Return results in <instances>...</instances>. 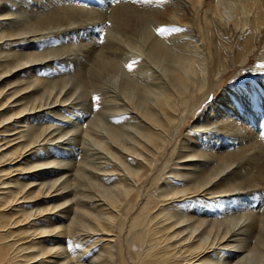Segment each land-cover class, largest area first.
I'll use <instances>...</instances> for the list:
<instances>
[{"label":"bare ground","instance_id":"1","mask_svg":"<svg viewBox=\"0 0 264 264\" xmlns=\"http://www.w3.org/2000/svg\"><path fill=\"white\" fill-rule=\"evenodd\" d=\"M60 2L0 0V264H251V257L264 264V215L246 210L243 197L239 199V192L248 191L245 196L254 195L256 200L258 193L264 194V48L252 80L238 72L235 80L244 85L225 88L205 112L196 114L221 80L234 70H246L258 52L264 0H167L143 8L121 4L97 15L110 16L116 32L126 34L132 41L129 46L139 53L143 47L134 41L147 47V55L162 68L167 81L153 93L146 80L123 70L119 58L123 47L111 37L113 33L102 40L91 38L108 48L106 54L70 49L65 60L75 66L71 77L66 72L67 77H55L58 73L49 70L52 63L46 59L63 51L58 46L61 40L51 51L49 40L40 42L39 37L72 26V20L93 19L95 13ZM160 27H168L167 40L154 38ZM181 36L187 49L174 44ZM48 42L50 51L45 49ZM186 62L197 66L200 74ZM109 76L116 77L115 83L121 79L117 94L130 105L124 107L139 113L137 152L145 167L141 172L128 171L131 181L120 179L115 196H109L114 193L113 183L107 186L106 181L111 190L107 192L96 186L99 197L89 190L95 184L90 182L88 163L75 157L83 155L89 139L97 145L91 133L100 134L92 127L101 112L86 124L92 130L85 134L67 129L66 124L73 117L87 121L93 93L102 90ZM67 106L71 109L65 114ZM58 121L66 129H55ZM116 122L105 124L106 133L118 145V135L125 131ZM100 146L96 148H104ZM103 150L112 154L108 145ZM97 159H106L105 154ZM111 168L104 167L105 179ZM87 199L93 200L89 207L82 203ZM230 203H236L235 213L240 211L242 217L224 220L229 218L226 213L217 217L221 205L226 212L233 209L229 210ZM66 238L71 247H64Z\"/></svg>","mask_w":264,"mask_h":264},{"label":"rangeland","instance_id":"2","mask_svg":"<svg viewBox=\"0 0 264 264\" xmlns=\"http://www.w3.org/2000/svg\"><path fill=\"white\" fill-rule=\"evenodd\" d=\"M62 2H60L61 4H63V6L65 7L66 5H68V7L67 8H74V6H75V8H78V7H80L81 6V8L83 7V8H85V7H87L88 8V10L90 11V12H92V13H96V11L95 10H97L96 8H98V11H99V13H98V11H97V13L95 14L94 13V15H93V17L91 16V18H93V19H90V20H81V19H77L76 21H74V20H72V23H73V25L71 26V25H69L67 28L63 25V27L62 28H60V29H62V30H60V31H54L55 32V34H54V32H51V33H53L52 35H51V33H46V34H44V35H42V37H39L38 39H39V41L41 42H44V41H48L49 40V42H50V44H52V46L49 44V42L47 43V45L50 47H53L52 48V50L51 51H55L56 50V47H54V44H55V42L57 41V43L58 42H60V41H58V40H61V42H60V44L58 43V46L61 48V49H63V51L65 50L66 52L65 53H63L64 55H62V50H60V48L57 46V43H56V45L55 46H57V48L60 50L59 51V53L61 54V55H59V53H57L58 54V56H57V54H52V56L51 55H48L49 56V58H48V60L46 59V61H48L49 63H52V68H53V65H54V67L55 68H51V69H49V70H53V71H55L54 72V75H55V73L57 74V75H55V77L57 76V78H59V77H61L59 74H61L62 76L63 75H65V72H66V75L67 76H69V77H71V74L73 73V70L75 69V66L73 65V64H71V67H70V65H68V61L67 60H65V59H68L69 58V56H67V55H69V53H71V51H74V52H72V53H75V52H77L78 50H76L78 47L79 48H81L82 47V49H91L92 51H94V53H97V54H99V53H103V54H106L107 52L106 51H108V48L107 47H103V45L102 44H100L101 42H99V41H95V40H93V41H95L96 42V44H95V42H93L92 40H91V38L92 39H97L98 40V38H99V40H102V38L104 37V38H108L107 37V35H109V36H111V34H112V36L111 37H113V38H115V40L116 39H119V40H116L117 42H119V43H121V46L123 47V52L125 51V53H123L122 52V54H120V52H119V58H120V60L122 61H125L124 63H123V61L121 62L122 64V68H123V70H125V72L127 71L128 72V75H130L131 77H136V75L138 76L137 78H141V79H143V80H146V87H148V89L149 90H151V92L153 93V92H160V89H162L163 88V86L167 83V81H166V77H164L165 75H163L164 73H163V71L161 70L162 68L158 65V64H156L153 60H151V58L147 55V53H148V51L146 50V48L147 47H144V45H143V43L141 44V43H139L140 41L139 40H136V41H134L135 42V46H141V47H143L142 49L144 50V51H141L143 54L142 55H146V56H142V55H140V53L138 52V50H136V48L135 47H130L129 46V44L132 42L131 40H130V38L128 37V36H126V34H123V33H118V32H116L117 30H115V25L113 24V22H111V19L109 18L110 16H106L107 18H105V19H100L101 17L99 16H97V15H101L102 13H109V8H110V10L111 9H113V8H115L116 6H119V5H130V6H134V7H136V8H143V6L144 7H151V5H152V7L153 6H158L159 4H158V2L160 3V5H162V3H163V1H161V0H154V1H156V2H154L153 0H61ZM99 1V2H98ZM117 1V2H116ZM146 1V2H145ZM85 2V3H84ZM113 2V3H112ZM135 2H137V3H135ZM147 2H150V3H147ZM167 2V0H164V3L163 4H165ZM90 3H92V4H90ZM147 3V4H146ZM132 4V5H131ZM144 4V5H143ZM155 4V5H154ZM80 5V6H79ZM89 5V6H88ZM148 5V6H147ZM92 8H94V9H92ZM106 8V9H105ZM108 8V9H107ZM156 8V7H155ZM158 8V7H157ZM105 9V10H104ZM92 10V11H91ZM107 10V11H106ZM102 11V12H101ZM101 12V13H100ZM237 12H239V11H237ZM96 16V17H95ZM95 17V18H94ZM102 18H103V16H102ZM82 21H84V22H82ZM105 21V22H104ZM75 22H77L76 23V25L74 24ZM78 22H79V24H78ZM91 22V23H90ZM80 23H81V25H80ZM89 24V25H88ZM97 24V25H96ZM113 24V25H112ZM80 25V26H79ZM166 28H168V27H166ZM165 27H164V29L162 28V27H160L158 30L156 29L154 32H153V34H154V38H158V39H162V40H167L169 37H167L165 34L166 33H168V30L166 29ZM94 30V31H93ZM66 31H68V33L66 32ZM165 31V32H164ZM167 31V32H166ZM61 32V33H60ZM120 32V31H119ZM62 33H64V34H62ZM68 35H67V34ZM58 34V35H57ZM118 34V35H117ZM64 35H66V36H64ZM97 35V36H96ZM54 36V37H53ZM56 36H58V38H56ZM60 36V37H59ZM61 36H63V37H61ZM70 36V37H69ZM91 36V37H90ZM100 36V37H99ZM121 36V37H120ZM177 36V35H176ZM172 37H173V35H172ZM175 37V36H174ZM178 37V36H177ZM49 38V39H48ZM66 38V39H65ZM68 38V39H67ZM71 38V39H70ZM54 39H57V40H54ZM184 39V36H181L180 38H175V40H174V44H175V46L176 47H185L186 49H187V42H185V40H183ZM44 40V41H43ZM64 40V41H63ZM66 40V41H65ZM67 40H68V42H67ZM79 40V41H78ZM75 41V42H74ZM77 41L79 42L78 44H77ZM72 42H74L75 43V45L77 46H75V45H73L72 44ZM264 32H263V34H262V36H261V40H260V42H259V49H258V52L251 58V60H250V63H249V65L246 67V70L244 69H240V70H234V71H232L231 73H229L228 75H226L222 80H221V83H220V85H219V88L218 89H216V91H214L213 93H211L208 97H207V99L206 100H204L203 101V103H202V105L199 107V109L196 111V114L197 115H200L202 112H205L206 110H207V108H208V106L209 105H211V103L212 102H214V101H216V99H218L219 98V96L223 93V91H225L224 89L225 88H227V87H229V86H231V87H237V86H242V85H244V82L243 81H240V80H235L236 78H237V76H238V72L241 74V76H243V77H246V78H248V80H252V77H251V75L253 76V73H254V68L256 67V64H257V62H258V60H259V57L261 56V52H262V49L264 48ZM62 43H64V44H62ZM65 43H69V44H65ZM62 45V46H61ZM48 46H46V50L48 49V51H50L49 49H51V47L50 48H47ZM63 46H64V48H63ZM67 46V47H66ZM147 46V45H146ZM69 47V48H68ZM73 47H76V48H73ZM69 50H68V49ZM78 48V49H79ZM44 49V52L46 51ZM54 49V50H53ZM70 49H71V51H70ZM98 49V50H97ZM107 49V50H106ZM39 51H41V52H43V50L42 49H40ZM67 51H68V54H67ZM146 52V53H145ZM102 55V54H101ZM138 55H140V57L138 56ZM56 56V57H55ZM65 56H67V57H65ZM51 57H52V62L51 61H49L50 59H51ZM65 57V58H64ZM145 57V58H144ZM54 59V60H53ZM148 61H147V60ZM59 61H61V63L59 62ZM63 61V62H62ZM135 61V62H134ZM140 63H139V62ZM64 62H66V63H64ZM146 62V63H145ZM54 63V64H53ZM63 63V64H62ZM136 63V64H135ZM58 64V65H57ZM60 64V65H59ZM66 64V65H65ZM130 64H133V65H130ZM140 64H142V65H140ZM156 66H155V65ZM57 65V66H56ZM69 67H68V66ZM194 65H196V64H194ZM74 66V67H73ZM130 66V67H129ZM144 66V67H143ZM181 66H183V65H181ZM185 66V65H184ZM186 66L187 67H189L190 68V70H191V68H192V71L193 72H195V73H198L197 75H199L200 73L198 72L199 70H197L198 69V67L197 66H189V64L186 62ZM185 66V68H187ZM58 67H60V68H58ZM62 67H63V69H62ZM135 68V69H134ZM194 68V69H193ZM62 69V70H61ZM68 70V72H67V70ZM70 69V70H69ZM132 69V70H131ZM138 69V70H137ZM150 69V70H149ZM188 69V68H187ZM251 69V70H250ZM43 70V68L41 69V71ZM62 71V72H58V71ZM149 70V71H148ZM253 70V71H252ZM70 71H71V73H70ZM153 71V72H152ZM126 72V73H127ZM135 72V73H134ZM156 72V73H155ZM63 73V74H62ZM132 73V74H131ZM159 73H160V75H159ZM32 75V74H31ZM65 75V76H66ZM153 75V76H152ZM155 75V76H154ZM159 75V76H158ZM66 76V77H67ZM160 78V79H159ZM112 79V80H111ZM116 77H112V76H109V78L107 77L106 79H105V86H104V84H102V86H103V88H102V86H101V88H102V90L100 89V91H96L95 93H93L94 94V96H93V98L91 99V103H92V110H90V111H92L91 113H90V117H88V115H87V117H88V119H87V121L85 122V123H82L81 121H80V119L79 118H75V117H73L72 119V121H70L69 123H67L66 125H67V129H74V131H77V134H82V133H86V129L87 130H92V128H94L93 129V131L95 130H100V134H99V131H96V134H95V132H93V133H91L92 134V138H93V140L94 139H96L97 138V145H95V141H92V140H88L89 141V145L87 146L86 145V149H84V151H83V155H80V156H76L77 154H75L74 155V157H75V159L76 158H78V157H80V158H78V162H81V161H86L87 163H88V165L87 166H89L88 168H87V171H88V173H91L89 176H91L92 178H90L89 177V179H91L90 180V182L92 183V184H95V185H93V187L91 188H89V190L92 192V193H94V194H96L97 192H98V188H99V191L100 190H105V189H109V187L112 185V183H113V188H112V186L110 187L111 189H112V192L114 191V193L113 194H111V195H109V196H115V195H117V191H119L118 190V185H120V183L119 182H121L120 181V179L121 180H123V179H127V180H129V181H131V178L129 177L130 175H129V172L130 171H142L143 169H144V167H145V163H143L144 161L142 160V158L138 155V152H137V144H138V136H139V132H140V130H139V128H138V126H137V124L135 123V119H138V117H139V113H137V112H135V111H133L132 109H131V107H130V109H129V107H124L125 105H128L127 104V102L123 99V96H121V94L119 95V93L117 94V92L119 91V87H120V78H118V80H117V83H115L116 82ZM238 79H240V77L238 78ZM114 80V82H112ZM160 81V82H159ZM113 83V84H112ZM159 83V84H158ZM116 84L118 85L117 86V88L114 90L113 88L116 86ZM164 84V85H163ZM237 85V86H236ZM104 87H106V88H104ZM156 87V88H155ZM262 88V87H261ZM106 90V91H105ZM109 93H108V92ZM79 92V91H78ZM110 92H113V93H110ZM55 93H57L56 91H55ZM64 93H66V91H63V93H62V95L64 96ZM99 93H100V95H99ZM104 93V94H103ZM107 93V94H106ZM112 96H111V95ZM110 96V97H112V98H116V99H114V101L116 100V101H118V102H112L113 101V99L112 98H108V97ZM115 96V97H114ZM106 97H107V99H106ZM104 98V99H103ZM120 98H121V100L122 101H125L126 103H124V102H120ZM110 99V100H109ZM96 100V101H95ZM106 100H109V101H106ZM106 101V102H105ZM111 101V102H110ZM72 102V101H71ZM108 102V103H107ZM109 102L112 104H109ZM75 103V101H73L72 102V104H74ZM103 103V104H102ZM104 103H107V104H109V106L108 105H106V106H104L103 107V105H104ZM119 103V104H118ZM71 104V105H72ZM102 104V105H101ZM71 105H69V106H71ZM111 105V106H110ZM113 105H117L116 107H112ZM73 106V105H72ZM120 106H121V108H120ZM128 106H130V105H128ZM110 107V108H109ZM67 108H69V109H71L70 107H66V108H63V112L65 113V114H68V110L69 109H67ZM125 108V109H124ZM67 109V110H66ZM101 109V110H100ZM104 109V110H103ZM107 109V110H106ZM119 109V110H118ZM124 110L123 112H122V110ZM65 110V111H64ZM107 111V113H109V112H112V113H109L110 115H108L107 113H106V111ZM130 111V113H129V111ZM132 110V111H131ZM101 112V115L103 114V113H105V114H103L102 115V117H101V115L98 117L99 118V123L97 122V124H95L96 126H94V127H89V125H86L88 122H91L92 120H94L95 118H94V113L96 114V115H98L100 112ZM118 111V112H117ZM119 111H121V112H119ZM199 111V112H198ZM113 112H114V114L116 113V115H114L113 114ZM125 112V113H124ZM98 113V114H97ZM129 113V114H128ZM120 114V115H119ZM123 114V115H122ZM106 115H108V116H106ZM112 115H113V117H112ZM108 117L107 119H105V117ZM109 116H111L112 118L110 119V117ZM118 116V118H116ZM93 117V118H92ZM123 117H125V118H123ZM127 117V118H126ZM96 118H97V116H96ZM102 118V119H101ZM104 118V119H103ZM114 118V119H113ZM122 118V119H121ZM56 119V118H55ZM101 119V120H100ZM116 119L119 121H117L116 122ZM128 119V120H127ZM91 120V121H90ZM108 120V121H107ZM116 122V123H120L121 125V127H122V129H123V131H125V132H123V134L120 136V135H118L119 137L117 138L118 140L117 141H119V143L117 142V144L118 145H115V140L114 139H111L110 138V136L107 134L108 132V126H107V124H105V123H107V122ZM56 121V120H55ZM74 121V122H73ZM107 121V122H106ZM122 121V122H121ZM193 121L194 120H192V122H190V123H188L187 124V126H186V128L184 129V131H187V130H189L190 129V126L191 125H193ZM81 122V123H80ZM94 123H96V122H94ZM100 124V125H99ZM104 126H103V125ZM128 124V125H127ZM131 124V125H130ZM60 125H61V127H60ZM136 125V126H135ZM189 125V126H188ZM69 126H71V127H69ZM87 126V127H86ZM100 126V127H99ZM54 127H55V129H62V130H64V129H66V126L64 125V124H61V123H59V121L54 125ZM57 127V128H56ZM88 127H89V129H88ZM100 129H99V128ZM101 127L103 128V131L101 132ZM134 127V128H133ZM136 127V128H135ZM124 128H125V130H124ZM127 128V129H126ZM105 129V130H104ZM134 129H136V130H134ZM97 132H98V134H97ZM103 132H104V134H103ZM107 132V133H106ZM135 132V133H134ZM103 135H102V134ZM134 135H133V134ZM83 134V135H84ZM82 135V136H83ZM107 135V136H106ZM123 138V139H122ZM110 140H112V141H110ZM103 142V144L101 143V142ZM110 142V143H109ZM124 142V143H123ZM131 143V145H130V143ZM135 142V143H134ZM122 143V144H121ZM100 144H101V146H100ZM91 145V146H90ZM108 145V147H109V150H110V152L112 153V154H108L107 152H105V150H103L104 148H105V146H107ZM92 146L94 147L92 150H89V147H91L92 148ZM97 146H100V147H104V148H102L101 150L103 151H101V150H99L98 148H96ZM111 146V147H110ZM119 146H123L124 148H121V147H119ZM127 147V148H126ZM112 148V149H111ZM120 148V149H119ZM96 149H98V150H96ZM88 150V151H87ZM112 150V151H111ZM133 150H136V152H137V154H131L132 152H133ZM91 151H92V153H91ZM99 151H101L100 153H99ZM117 151H118V153H117ZM116 152V153H115ZM122 152V153H121ZM102 153H104L105 154V158L106 159H102L100 162H99V160L100 159H97V156L98 155H104V154H102ZM121 155H120V154ZM86 156H85V155ZM106 154H107V156H106ZM113 154L116 156V157H114L113 156ZM119 154V155H118ZM131 154V155H130ZM94 155V156H93ZM82 156H84V158L86 159H84ZM90 158H92V160H94V163L93 164H96L97 165V167H98V169L97 170H95L96 171V173H95V171H94V169H95V165H93V167H91L92 165H90L91 164V160H88V158L89 157ZM73 157V158H74ZM94 157H96L95 159H94ZM108 157V158H107ZM113 157V158H112ZM125 157H126V159H125ZM133 157V158H132ZM89 158V159H90ZM130 160H128V159ZM138 158H140V160L141 161H143V162H141V161H139V159ZM109 159V160H108ZM112 159H113V161L115 162V160H117L116 162H115V164H113L114 162L112 161ZM136 159V160H135ZM138 159V160H137ZM119 160V161H118ZM127 160H128V162H127ZM97 161V162H96ZM106 161H108L107 162V164H106ZM112 161V162H111ZM137 161H138V163H137ZM93 162V161H92ZM133 162V163H132ZM121 163V164H120ZM126 163V164H125ZM100 164V165H99ZM103 164H106L105 166L102 165ZM112 164V165H111ZM139 164V165H138ZM142 164V165H141ZM125 166V168L124 167H121V166ZM128 165H129V167H128ZM115 167V169H113V168H111L110 169V175L108 174V172L106 173V175L108 174L109 176L108 177H110V176H112L113 175V172L112 171H114V174L116 175V176H114L113 175V177H115V181H113L114 180V178L113 177H111L110 178V180H109V178L108 177H106V179H105V171L109 168V167ZM137 166H139L140 168H138ZM96 167V168H97ZM104 167H105V169H104ZM107 167V168H106ZM116 167H118V168H116ZM131 167V168H130ZM91 168H93V169H91ZM113 169V170H112ZM138 169V170H137ZM90 170V171H89ZM93 170V171H92ZM98 170L100 171V172H98ZM124 170H125V172H124ZM102 171H104L103 173H104V175H103V173H102ZM108 171V170H107ZM129 171V172H128ZM112 172V173H111ZM128 172V173H127ZM99 173H100V175H99ZM118 173H120V174H118ZM95 174H97L98 175V181L97 180H94V179H96L97 178V176L95 177L94 175ZM112 174V175H111ZM102 175H103V179H102ZM120 176V177H119ZM123 176V177H122ZM167 176H170V174H168ZM126 177V178H125ZM100 178L102 179V180H100ZM108 178V179H107ZM118 178V180L119 181H117L116 179ZM113 179V180H112ZM95 181V182H94ZM105 181V182H104ZM106 181H107V183H106ZM111 183H110V182ZM113 181V182H112ZM102 182V183H101ZM116 184H115V183ZM117 182L119 183V184H117ZM101 183V184H100ZM107 184V186L108 185H110L109 187H107L106 186V184ZM103 184V185H102ZM104 184H105V186H104ZM101 185V186H100ZM98 188H97V187ZM100 186V187H99ZM118 188H117V187ZM165 186V185H164ZM103 188V189H102ZM114 188H116V189H114ZM164 189V188H163ZM93 190V191H92ZM96 191V192H95ZM107 191H111L110 189L109 190H105L104 192H107ZM99 193V194H98ZM97 194L99 195V197H100V192H98ZM248 194V191H244V192H239V196L240 195H242V196H240L239 197V199L240 198H242V206L244 207V205H245V209L247 208V206H248V208L246 209V210H248V209H252V210H254V212H257L259 215H260V213H261V216H263L264 215V194L262 193V192H260V193H258V198H257V200L256 199H254V195L252 196V197H249V196H245V194ZM263 194V195H262ZM238 196V195H237ZM233 198H238V197H233ZM245 199V200H244ZM252 199V200H251ZM261 199V200H260ZM217 200V199H216ZM213 201V204H214V202L216 203V202H218L219 200H217V201ZM91 201H93V200H89V199H87V200H85V201H82V203H83V205L84 206H86V207H89V203L91 202ZM177 200H176V203H171L170 204V206H174V205H176L177 204ZM240 202H241V199H240ZM248 202V203H247ZM88 203V204H87ZM262 203V204H261ZM179 204V203H178ZM230 204H232V207H231V205ZM229 204V210H231L232 208V210L231 211H229V212H226V211H224V209H222L224 206H225V204H224V206L223 205H221L219 208H217V210H219V211H216V212H219L218 214H216V216L218 215V216H220L221 215V217H225V216H223L225 213H226V216H228L229 218H223L224 220H227V219H230V218H232V217H238L239 219L242 217L241 215H243V214H241L240 213V211H236V213H235V208L233 207V206H235V204L236 203H230ZM247 205V206H246ZM255 205V206H254ZM217 206V205H216ZM253 206V207H252ZM221 208V209H220ZM225 208V207H224ZM256 208V209H255ZM260 208V209H259ZM244 209V210H245ZM242 210V209H241ZM178 212V211H177ZM182 212V211H181ZM239 212V213H238ZM241 212H243V210L241 211ZM228 213V214H227ZM263 213V214H262ZM232 214V215H231ZM235 214V215H234ZM241 217H240V216ZM217 216V217H218ZM238 218H236V219H238ZM218 219V218H217ZM222 219V220H223ZM231 221V220H230ZM69 241H71L70 239L69 240H67V238L65 239V241H64V247H71L72 246V242H69ZM254 243V242H253ZM255 245V244H254ZM246 255V254H245ZM245 255H243V256H245ZM247 255H248V253H247ZM242 256V257H243ZM244 260V259H243ZM243 260H241V261H243ZM250 263L251 264H259L258 263V260H257V258H253V257H251V259H250Z\"/></svg>","mask_w":264,"mask_h":264}]
</instances>
